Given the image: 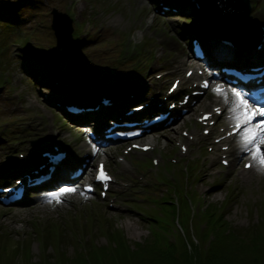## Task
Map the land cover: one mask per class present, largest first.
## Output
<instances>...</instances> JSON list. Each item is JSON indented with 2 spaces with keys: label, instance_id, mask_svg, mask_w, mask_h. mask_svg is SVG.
<instances>
[{
  "label": "rangeland",
  "instance_id": "obj_1",
  "mask_svg": "<svg viewBox=\"0 0 264 264\" xmlns=\"http://www.w3.org/2000/svg\"><path fill=\"white\" fill-rule=\"evenodd\" d=\"M19 1L21 0H0V7ZM41 1L34 3L31 0L32 3H29L26 0V8L19 15L24 29L12 31L10 35V29L1 24L10 39L0 42V71L5 75L2 82L0 79V144L2 137H6L3 140L4 149H0V159L5 154L14 157L17 148L28 150V145L33 140H37L40 135L45 137L52 130L59 131L62 136L67 134V141L70 134H78L79 138L73 139L74 145L70 144L73 148L85 143L82 129L66 126L59 113L45 102V91L38 92L33 87V81L23 72L24 58L16 53L18 41L13 42L23 38L19 41L23 45L26 44L24 38L30 37L28 50L18 48L20 53L24 52L25 57L26 53L31 55L37 50L39 53L55 50L58 37L51 28V10L56 8L73 17L72 26H80L77 41L86 47L82 50V56L89 57L98 66L102 65L99 61H105L112 68L116 65L129 69L138 68L141 73L138 80L140 84L133 87H144L147 84L150 89L156 88L164 92L173 79H187V69L195 70V67L206 63L212 64L217 71L222 66H235L234 48L223 42V36L230 38L229 33L222 27L218 31L212 28L210 19L214 24L217 21H213L215 17L210 14L208 18L203 9L201 10L207 18L198 10L200 8L197 2L201 0H182L186 6L184 12H172V17L166 16L170 13H161L159 3L163 0ZM248 2V15H252L264 27V0ZM22 8L16 5L10 12L7 11V16L15 15L14 11L18 13ZM206 9L209 10L207 7ZM194 15L197 17L194 18ZM5 19L1 17L0 20ZM197 19L211 30L203 35L208 54L205 62L194 58L190 44L192 39H188L183 33L185 30L186 33L198 32ZM62 26L70 28L65 22ZM234 34L236 35L233 32ZM66 37L67 33L64 38ZM240 44L246 43L240 41ZM221 45L226 46L230 53L223 57L219 52L224 59L217 54ZM57 46L61 48L59 44ZM2 50L6 54H2ZM245 50L256 55L259 51L255 48ZM260 54L256 64L264 63V52ZM7 64L8 72L4 67ZM162 72L166 74L158 78ZM198 72L200 70L194 71L192 81L199 83V77L202 76ZM207 72L212 73V70ZM189 84L190 82L182 83L181 88L188 89ZM213 86L214 84L197 100L192 110L200 107L201 113H207L222 104L225 99L214 93ZM206 100L212 105L207 104ZM200 112H197V118L186 114L174 127H162L155 131L154 134L166 130L178 135L170 143L174 149L164 147L169 140L168 137H163L157 148L147 152L132 150L127 154L126 148L131 142L111 145L106 153L101 151L94 161L104 160L116 178L112 191L105 199L99 195L87 196L83 190H77L67 194L69 201L62 202L66 205L64 209L55 205L57 203L54 200L30 212L21 211L30 204L12 208L0 206V264H41L46 257L51 262L61 264L57 257L63 251L68 258L66 264H73L78 255L85 258V263L81 264H118L121 260L123 263L135 264L129 252L132 250L134 257V253L140 249V254L145 256L151 253L150 256H158L162 260H179L183 264L190 260L191 264H203L221 235L237 236L240 244L247 249L264 250V176L260 178L259 173L253 169L254 166L250 169L245 167L246 157H242L233 167L235 160L239 158V152L226 157L232 166L224 165L223 158L210 151L212 146L209 142H214L218 135L231 132L234 122L226 127L220 120L211 134L210 126H202L198 121ZM39 120L45 125L41 130L43 134L39 133L41 127L36 125ZM7 122L16 127L10 130L11 126ZM209 129L210 134L206 133ZM184 132L192 134L196 139L188 140ZM205 133L211 138L206 137ZM147 137L135 141L145 144ZM183 139L190 146L187 154H182L178 145ZM13 140L18 143H12ZM242 151L241 147L240 152ZM155 160H158V164L154 163ZM204 162L207 171L215 174L209 181L203 178ZM243 173L252 177L245 179ZM84 178L87 179L88 176ZM51 196L43 197L41 201L48 202ZM74 197L77 200L73 201ZM212 212L215 216H211ZM128 222L131 223L130 227ZM47 232L51 236H46ZM63 235L66 240H63ZM121 245L127 252L124 251L126 253L120 260L115 258L114 262L99 260L92 254L90 258L88 255V250L97 255L100 250H107L113 257ZM27 247L30 248V253ZM242 256L250 261L254 254L245 253ZM137 260L138 263L141 262ZM153 260L149 259V264H153Z\"/></svg>",
  "mask_w": 264,
  "mask_h": 264
},
{
  "label": "trees",
  "instance_id": "obj_2",
  "mask_svg": "<svg viewBox=\"0 0 264 264\" xmlns=\"http://www.w3.org/2000/svg\"><path fill=\"white\" fill-rule=\"evenodd\" d=\"M37 1L42 2L41 0H34V3ZM28 2L32 3L31 0H28ZM25 4H26V0H21L17 3L9 4L6 7H3V6L0 7V19H1V17L6 18L5 20H0V33L3 32V34H0V42L1 43L6 41L8 38L10 39V37H8V35L6 34L3 27H1V24H3L4 26H7L8 29H10V35H12V30L18 29L21 26L20 19L22 17H19V15H21V11H23V9L26 8ZM16 5L22 6L23 8L18 13H16V11H14L15 15L7 16V11L10 12V10H12L14 7H16ZM12 13H10V14H12ZM204 30H205V28L201 27L200 32L202 34H204L205 33ZM78 38L79 37H77L75 39L74 45H72V47L69 49V51L67 53H60L56 50H51L49 52L45 50L43 53L42 52L39 53V50H37L36 53H32L31 55L26 53L27 54L26 63L28 64V67L30 68L31 72L34 75L42 74L46 78L45 80L49 81L48 85L51 84V86H54V87L60 86L63 88H65V87L67 88L69 86L63 85L62 81H60L58 84L55 83L56 80H61L60 76L62 74H63V76H77V78L83 79L86 81H92L95 79H99L100 74L97 73L93 69V67H94V65L92 64L93 62L90 61V59L87 56H82V50L85 49L86 47H83V45L81 46L80 44H78V41H77ZM25 41H26V44H24V48L26 50H28L29 42L27 40H25ZM2 54H6V51L2 50ZM54 57H57V58H54ZM90 62H92V63H90ZM4 67L8 68V64L5 65ZM115 70H116L115 68L110 69V71L114 72V73H115ZM115 74H117V73H115ZM136 77H137V74L135 72H132V73L130 72L129 76L126 78L128 79V82L130 84H132L133 82H135ZM119 79L121 81L123 79L122 76L119 77ZM120 81L119 80H113L112 81V80H108L106 78L105 80H102L101 82L96 83L97 85L95 86V88H98V86L101 87L102 89H105V88L110 87V86L115 87L116 85L120 84ZM75 85L78 88L80 86L77 84H75ZM121 86H124L123 89L125 90L127 88L126 81L121 82ZM83 88H85V87H83ZM91 88H93V87L91 86ZM85 89H87V88H85ZM213 214L214 213L212 212L211 216H215ZM155 221H156V219H155ZM178 223L180 224L179 221H178ZM215 226H217V224ZM47 234L48 235H46V236H51V234H49V232H47ZM261 234H262V232H261ZM217 239H218V241L216 242V245L213 248L212 253L210 254L209 258L203 264H264V250L257 248L256 250H261V251H256V250H251L249 248L247 249V248L243 247V245L240 244L239 238L237 236L236 237H230L229 235H225L222 237V235H221V237L218 236ZM63 240H66L65 235H63ZM45 244H49V243L45 242ZM229 249L235 250V251L231 252V251H229ZM27 250L30 253L29 247H27ZM116 250L117 251L113 257L111 255V253L106 252L107 250H100V252H98V255L95 252L93 253L92 250L91 251L88 250V255L90 257V255L92 254V256L98 257V258H100L99 260H102V261L108 260V261L114 262L115 258H118V260H120V258L127 252V250H125L123 245L120 246V249H116ZM141 250L142 249H140L139 251H136L134 253V257H132L133 251L130 250V252H129V254L131 255L130 258H134L133 261L135 264H149V259H154L152 261L153 264H172V263L173 264H183L179 260H177V261L172 260V259L162 260L161 257L150 256L151 253H148L146 256L144 254L141 255L140 254ZM124 251H126V252H124ZM245 253L254 254V256H251L250 261H248V259H245V257L242 256ZM107 254H109V255H107ZM57 258H58V260H61V264L67 263L66 261L68 260V258H66V254L64 253V251L60 252V255ZM137 259L141 260V262L138 263ZM74 260L75 261L73 264L85 263V261H84L85 258L84 257L82 258L79 255ZM52 262H51L50 258L46 257L45 261H42L41 264H59L60 263V262L59 263H54V262L52 263ZM125 262H129V261H125ZM184 263L185 264H191V261L187 260ZM118 264H127V263H123L121 260L120 263H118Z\"/></svg>",
  "mask_w": 264,
  "mask_h": 264
},
{
  "label": "snow or ice",
  "instance_id": "obj_3",
  "mask_svg": "<svg viewBox=\"0 0 264 264\" xmlns=\"http://www.w3.org/2000/svg\"><path fill=\"white\" fill-rule=\"evenodd\" d=\"M204 86L207 87L208 85L205 84ZM213 91L230 103L231 119L234 122L236 132L240 134L242 150L247 152L252 160V163L245 165V167L255 166L258 171L264 173V106L254 107L243 92L235 89H232L231 93L220 87L213 89ZM97 179L102 182L111 179L104 171L103 165L100 166ZM76 191L77 189L73 187L63 188L51 196L48 202L51 203L55 200L56 203H61V197ZM87 191H91V188L89 187Z\"/></svg>",
  "mask_w": 264,
  "mask_h": 264
},
{
  "label": "bare ground",
  "instance_id": "obj_4",
  "mask_svg": "<svg viewBox=\"0 0 264 264\" xmlns=\"http://www.w3.org/2000/svg\"><path fill=\"white\" fill-rule=\"evenodd\" d=\"M28 38H30V37L28 36ZM227 49L228 48L226 46H224V45L219 46V49L217 50L218 56L220 58H222L221 55L224 57V55L226 56L227 54H229ZM219 52H220L221 55L219 54ZM222 59H224V58H222ZM195 68H197V67H195ZM198 68H201V67H198ZM206 103L209 104L210 106L212 105L209 102H206ZM229 108H230V103H228V102H226L224 100L221 105H219L217 107L215 106V107H213L211 109L210 116L206 120H204L203 123L206 124V125H209L211 127L212 131H214L215 125L220 120H221V122H224L225 119H226L227 124H229L231 122V120H232ZM217 110H219V111H217ZM198 111L200 112V107H198L194 111L190 112L189 114L194 118L197 115ZM218 112H219V115L217 116V120L214 121L213 118L216 117ZM174 126L175 125H170L167 128H171V127H174ZM199 134L202 136L200 131H199ZM163 137H168V140H169V142H167L164 147L166 148L168 146L169 148L174 149V146L172 144H170V143H172L174 140H176L178 138V135H175L174 132L172 133V132L166 131V130H161L157 134L153 133V135L152 134L149 135L147 137V140H148L147 144H151L152 147L157 148V145L161 142ZM186 138L188 140H190V141H193V140L196 139V137H193L192 135H189ZM218 144H220V145L218 146ZM178 145L180 146L182 154L189 153L190 150L187 149L188 144H187V141L185 139L180 141V143ZM210 145L212 146L210 151L214 152L215 156H219L220 158L227 159L226 157H228L229 155H233V154L237 153L241 149L240 134L238 133L236 135H232V134L224 133L222 135H219V138L217 140H215L214 142H211ZM242 157H246V158H248L247 159L248 161H252L251 158H250V155L247 152L242 151L240 153V155H239V158L237 160H235V163H234L233 167H235L236 163ZM229 161H227V163H230L229 166H232V163L229 162ZM253 169H255V171L259 173L260 178H262L264 176V173L258 171L255 166H254ZM202 173H203V178H204L205 181H209L210 178H214L215 177L214 173H211V172L207 171V166H206L205 162H204V166L202 168ZM249 176L252 177V175H247V174L243 173V177L245 179H247ZM207 195L210 196L209 194H207ZM71 196H72V194H71ZM79 199H81V198H79ZM61 200H62V202L69 201V199H67V194H65L63 197H61ZM75 200H77V199H75V197H74L73 201H75ZM62 202L61 203H57L55 205H57L59 208H63L64 209L66 207V205L62 204ZM46 204H49V202H46V201H43V202L42 201H38L37 202L36 201L34 204L29 205V207L21 209V211H27L28 210L30 212L32 210H38L42 205L44 206ZM131 215H133V214H131ZM128 226L130 227L131 223L128 222Z\"/></svg>",
  "mask_w": 264,
  "mask_h": 264
},
{
  "label": "water",
  "instance_id": "obj_5",
  "mask_svg": "<svg viewBox=\"0 0 264 264\" xmlns=\"http://www.w3.org/2000/svg\"><path fill=\"white\" fill-rule=\"evenodd\" d=\"M56 18V19H55ZM61 16H60V14L57 12V11H54V27H55V29L59 32V22L61 21ZM68 22H69V20H68ZM69 34L72 36V33H71V26H70V23H69Z\"/></svg>",
  "mask_w": 264,
  "mask_h": 264
}]
</instances>
